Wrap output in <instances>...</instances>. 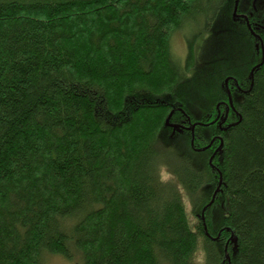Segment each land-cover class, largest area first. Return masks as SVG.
Listing matches in <instances>:
<instances>
[{
    "label": "trees",
    "instance_id": "16d2710c",
    "mask_svg": "<svg viewBox=\"0 0 264 264\" xmlns=\"http://www.w3.org/2000/svg\"><path fill=\"white\" fill-rule=\"evenodd\" d=\"M240 2L0 0V264H264V24Z\"/></svg>",
    "mask_w": 264,
    "mask_h": 264
},
{
    "label": "rangeland",
    "instance_id": "374dc122",
    "mask_svg": "<svg viewBox=\"0 0 264 264\" xmlns=\"http://www.w3.org/2000/svg\"><path fill=\"white\" fill-rule=\"evenodd\" d=\"M240 5L244 6L243 8L249 11V12L248 11L244 12V14L247 16L251 15L255 19L258 17V14H259L260 16L259 19L261 20V23L264 24V0H241ZM233 12L236 13V11H233ZM184 37H185V33L178 32L174 34L173 37L171 38V53H172L173 59L183 65H184L186 55H187L186 41ZM161 70H163V68H161ZM159 74L160 73H157L156 75H159ZM188 208L190 212V207ZM201 256L202 255L200 254L197 256L198 257L197 261H200ZM42 264H77V263L74 261H69L62 256L44 254L42 256ZM229 264H232V262L229 261Z\"/></svg>",
    "mask_w": 264,
    "mask_h": 264
},
{
    "label": "flooded vegetation",
    "instance_id": "af4514ba",
    "mask_svg": "<svg viewBox=\"0 0 264 264\" xmlns=\"http://www.w3.org/2000/svg\"><path fill=\"white\" fill-rule=\"evenodd\" d=\"M246 11H248V10H245L244 12H246ZM257 13V12H256ZM258 14V13H257ZM257 18H260V16H259V14H258V17Z\"/></svg>",
    "mask_w": 264,
    "mask_h": 264
},
{
    "label": "water",
    "instance_id": "95a60500",
    "mask_svg": "<svg viewBox=\"0 0 264 264\" xmlns=\"http://www.w3.org/2000/svg\"><path fill=\"white\" fill-rule=\"evenodd\" d=\"M252 77H253V72H252Z\"/></svg>",
    "mask_w": 264,
    "mask_h": 264
}]
</instances>
